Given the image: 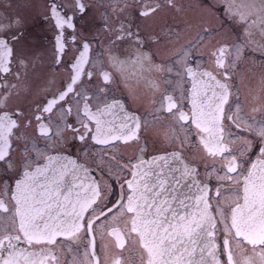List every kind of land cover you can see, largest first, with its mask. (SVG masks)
Returning a JSON list of instances; mask_svg holds the SVG:
<instances>
[{"label": "snow or ice", "instance_id": "1", "mask_svg": "<svg viewBox=\"0 0 264 264\" xmlns=\"http://www.w3.org/2000/svg\"><path fill=\"white\" fill-rule=\"evenodd\" d=\"M249 58L264 0H0V264H264Z\"/></svg>", "mask_w": 264, "mask_h": 264}, {"label": "flooded vegetation", "instance_id": "2", "mask_svg": "<svg viewBox=\"0 0 264 264\" xmlns=\"http://www.w3.org/2000/svg\"><path fill=\"white\" fill-rule=\"evenodd\" d=\"M194 2V0H193ZM45 71H47V69H45ZM238 71L241 73V75H244L245 73H248L250 74L251 76L255 77L256 79L259 78V75L261 73V71H264V70H261L259 69L258 67H256L253 63H252V60L249 58L247 59L245 62H242L241 65H240V68L238 69ZM171 151V149H170ZM97 154V153H94V155ZM127 154H131V149L128 150V153ZM187 154V153H186ZM150 158V156L152 155V153H149L147 154ZM81 163H91V157L90 156H84L81 161ZM178 166V164H177ZM145 171L147 172H150L151 171V168H150V165L146 162L145 163ZM200 172H201V176L199 177L200 180H203L207 183H214V179L212 181H208L207 178L203 175V172H204V169H203V166L200 167ZM148 179L150 180V182H154L152 181V177L151 175H149ZM189 179V178H187ZM187 179L184 180L183 182L186 183L187 182ZM182 190V186L181 184L177 186V190L175 192V195H177L178 197H180V192ZM189 211L191 212V208L189 209ZM67 251V249H65V252Z\"/></svg>", "mask_w": 264, "mask_h": 264}, {"label": "water", "instance_id": "3", "mask_svg": "<svg viewBox=\"0 0 264 264\" xmlns=\"http://www.w3.org/2000/svg\"><path fill=\"white\" fill-rule=\"evenodd\" d=\"M187 185H192V180L191 178L187 179V182L184 183L183 181L181 182L182 190L180 192V198L185 199V197H195L197 195V190L194 185L191 187H188ZM185 203L188 204H194V200L191 199H185ZM197 210L195 207H191V212L195 213Z\"/></svg>", "mask_w": 264, "mask_h": 264}]
</instances>
